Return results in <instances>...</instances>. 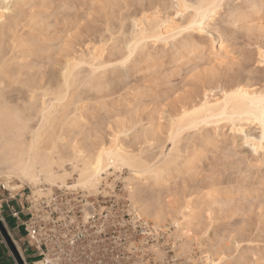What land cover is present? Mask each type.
I'll return each instance as SVG.
<instances>
[{"label": "rangeland", "instance_id": "rangeland-1", "mask_svg": "<svg viewBox=\"0 0 264 264\" xmlns=\"http://www.w3.org/2000/svg\"><path fill=\"white\" fill-rule=\"evenodd\" d=\"M29 2L30 5L25 8L27 16L36 14L40 24L43 23L42 19H46L41 24L43 26L38 25L40 27L37 32L41 37L46 36L45 30H48L47 33L52 38L68 35L72 38L69 40H81L86 51L100 47L99 51H102L105 59V56L107 60L110 58L109 54L112 56V60H106V69L102 67L98 71L100 77H104L103 92L91 89L82 95L83 100L78 104L80 109L77 112L78 117L81 116L82 127L78 124V127H71L68 132L71 139L86 145L89 151L108 148L114 130H119L124 121L135 120L136 127L121 135L119 142L126 146V150L137 155L145 144L135 140V137L144 130L150 135L152 128L159 126V132L150 141V146L143 148V154L147 155L144 156L158 160L162 153L167 154L172 148V144L166 141L169 126L172 120L180 118L187 106L184 103H198L208 96L210 100H216L224 92L238 87L253 90L264 88V0H225L207 29L209 33L199 35L182 28L186 32L182 31L175 42H170L171 45L150 41L146 55H136L124 67L120 66L119 53L126 47L128 36L133 30V19L140 21L139 19L143 20L147 16L152 18L157 13L162 18L179 19L178 24L187 27L193 11L186 10L182 12L183 17L176 16L180 9L176 7V0ZM49 12L51 13L47 14ZM187 42L191 46L187 47ZM191 42H198L199 46H193ZM221 45L224 47L222 50ZM49 53L56 52L54 50ZM59 66L56 63L52 67L48 66V77L60 75L62 65ZM87 89L84 90L88 91ZM19 102L13 99L11 104ZM244 128L252 136H260L258 125L248 123ZM190 132L193 134L195 131H189V135ZM207 134L212 135V130L204 127L193 136L196 140L188 142L186 140L189 138H186L183 143L188 142L187 147L181 143L178 163L164 174L163 185L157 186L150 180L142 196H136L140 199H137V204H145V209L149 206L147 203H154L153 208L159 209L160 204L162 208L169 207L172 213L161 218L160 222L159 219L158 222L155 220L156 217L153 220V217L150 218L145 213L141 216L161 231L164 246L161 254L166 257V264H207L205 258L212 254L209 245L220 243L224 250H220L217 255L225 251L226 260L220 261L221 263L218 260L219 264H236L239 256H245L249 260L261 259L260 264H264V148L255 151L243 135L233 134L230 127H224L219 136L212 137L209 142L205 139ZM128 169L123 167L122 171L117 170L108 180L118 181L120 194L130 198L133 195L129 193L132 185L129 187L128 182L136 174H130L132 171ZM103 177H107L106 174ZM2 182L1 179L0 220L6 235L20 255V248L23 250L25 241L24 232L19 228L13 233L6 227V205L18 201V208L25 209V198L32 190L29 185L17 179L14 183L20 186L19 190L12 193L5 189ZM151 193L160 197L159 203L152 200ZM134 198L135 196L132 197ZM136 202L133 203L132 200L135 210L139 207ZM188 202L201 210H198L190 235L176 229L177 220L181 217L178 213ZM157 208L155 211L151 210L157 212ZM26 218L24 213L22 219ZM187 236L191 237L188 239ZM182 237L185 240L195 238L201 242H192L191 239L192 246L184 250ZM27 258L29 262L36 260L31 249H27ZM0 264H19L1 229Z\"/></svg>", "mask_w": 264, "mask_h": 264}, {"label": "bare ground", "instance_id": "bare-ground-1", "mask_svg": "<svg viewBox=\"0 0 264 264\" xmlns=\"http://www.w3.org/2000/svg\"><path fill=\"white\" fill-rule=\"evenodd\" d=\"M176 1V7L180 8L176 16L183 17V11H193L188 26L182 27L178 24L179 19L162 18L156 12V14L153 13L152 18L147 16L143 20L139 19L140 21L133 19V30L128 36L126 47L119 53L120 66L124 67L131 63L138 54L146 55L150 41L168 45L171 41L175 42L177 37L181 36L180 33L185 30H192L199 35L209 33L207 29L225 0ZM29 5V0H0V180H3L1 184L6 190L12 193L17 192L20 186L14 181L18 179L31 187V197L51 194L55 188L84 190L89 194H96L103 180H108L117 170L122 171L123 167H127L132 171L130 174L133 172L136 174L128 182L129 187L132 185L130 188L132 191L129 193L131 192L136 198V196H142L150 180H153L157 186L163 185L164 174L178 163L181 143L186 138H189L186 140L188 142L196 140L193 136L204 127L212 130V135L207 134L205 138L207 142L212 137L219 136L224 127H230L233 134L243 135L245 141L250 143L255 151L264 148V88L253 90L238 87L224 92L223 96L216 100H210L208 96L198 103L196 101L192 104L184 103L187 106L183 105L185 108L180 118H175L177 120L169 123L166 141L172 144V148L167 154L162 153L159 159L157 157L158 160L146 157L143 151L145 147L150 146L152 143L150 141L158 134L159 126V129L152 128L151 136L144 130L141 135L135 137V140L143 141L145 144L137 155L135 153L133 155L131 150H126V146L119 142L121 135L136 127L135 120L124 121L120 124L119 130H114L112 142L108 148L89 151L86 145L83 146L71 139L68 132L71 127L78 124L82 127L81 116L77 115L80 109L78 104L83 100L82 95L91 89L99 93L103 92L105 83L102 78L104 77H100L98 71L108 65L107 61L112 60V56L109 54L108 58L111 59L107 60V56L105 59L102 51H99L100 47L99 49L94 47L91 50L88 48L89 50L86 51L85 44L81 40L78 42L69 40L72 38L68 35L52 38L48 35V30H45L46 36L41 37V34L37 32L40 27L38 26L40 22H37L38 17L36 14L28 17L25 12V8ZM42 20L45 23L46 19ZM191 43L194 44L193 46H199L198 42ZM186 44L187 47L191 46L188 42ZM173 47L176 48V44L173 43ZM220 48L222 50L224 47L222 48L221 45ZM54 50L56 53H49ZM55 63L63 66V68L59 66L60 75L55 78L48 77L47 67H52ZM13 99L20 102L13 105L11 104ZM248 123L258 125L261 131L259 137L246 132L244 127ZM193 129L195 132L193 134L190 132L189 135V131ZM186 143H183V146L185 144L187 147ZM103 174L107 177L104 178ZM70 180L75 181L71 183ZM133 195L129 194L131 202L140 200L132 199ZM150 197L159 203L160 197L155 196L154 193H151ZM147 204L149 206L145 209L143 208L145 204L142 203L143 206H140L141 204L136 202V205H139L136 211L140 215L145 213L148 217H153V220L156 217L155 220L159 219V222L161 218H166L167 214L172 213L169 207L165 206V209L160 204L159 209L156 207L158 211L153 212L151 209L155 208H153L154 203ZM182 208L183 210L181 209L178 213L181 217L179 221L177 220L176 229L190 235L198 212L201 210L191 202ZM191 239L192 242H201L195 238ZM191 239H181L184 250L192 246ZM221 245V243L209 245L212 254L205 258L207 264H219L218 260L219 262L226 260L225 251L217 255L220 250H224ZM261 261V259L249 260L245 256H239L236 264H260Z\"/></svg>", "mask_w": 264, "mask_h": 264}, {"label": "built area", "instance_id": "built-area-1", "mask_svg": "<svg viewBox=\"0 0 264 264\" xmlns=\"http://www.w3.org/2000/svg\"><path fill=\"white\" fill-rule=\"evenodd\" d=\"M120 192L114 180L103 181L96 194L55 188L31 197L30 191L26 208L12 213L24 232V264H166L161 231ZM27 249L36 260L28 261Z\"/></svg>", "mask_w": 264, "mask_h": 264}, {"label": "crops", "instance_id": "crops-1", "mask_svg": "<svg viewBox=\"0 0 264 264\" xmlns=\"http://www.w3.org/2000/svg\"><path fill=\"white\" fill-rule=\"evenodd\" d=\"M19 196V195H18ZM14 200H17L14 198ZM12 204V205H11ZM11 204L6 205V211H5V221H6V227L13 233H16V231L21 228L20 222L12 215L13 211H21L22 209L18 208V201L12 202ZM24 213L20 214V218L22 219Z\"/></svg>", "mask_w": 264, "mask_h": 264}, {"label": "water", "instance_id": "water-1", "mask_svg": "<svg viewBox=\"0 0 264 264\" xmlns=\"http://www.w3.org/2000/svg\"><path fill=\"white\" fill-rule=\"evenodd\" d=\"M0 229L3 231V234L5 235V237H6L7 241H8V243H9V245H10V247H11V249H12V252H13V254L15 255V257H16L18 263H19V264H24V262H23V260L21 259V257H20V255H19L18 251L16 250V248H15L14 245L12 244L10 238L6 235V231L4 230V227L2 226L1 220H0Z\"/></svg>", "mask_w": 264, "mask_h": 264}]
</instances>
